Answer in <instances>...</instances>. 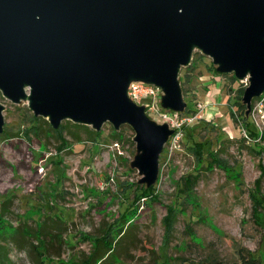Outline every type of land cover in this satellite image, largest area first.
<instances>
[{"label":"rangeland","instance_id":"374dc122","mask_svg":"<svg viewBox=\"0 0 264 264\" xmlns=\"http://www.w3.org/2000/svg\"><path fill=\"white\" fill-rule=\"evenodd\" d=\"M178 79L182 112L163 108L152 85L154 96L135 99L154 121L177 129L148 190L132 166L138 152L130 126L105 122L91 139L65 119L61 142L26 101L13 103L0 91V264H39L37 224L60 233L43 235L45 264H81L110 234L111 246L119 240V257L109 258L115 264H242L240 248L264 258V95L246 114L247 78L218 73L198 50ZM124 219L133 225L121 236L115 232Z\"/></svg>","mask_w":264,"mask_h":264},{"label":"water","instance_id":"95a60500","mask_svg":"<svg viewBox=\"0 0 264 264\" xmlns=\"http://www.w3.org/2000/svg\"><path fill=\"white\" fill-rule=\"evenodd\" d=\"M194 50L217 72L247 78V114L264 92V0H0L2 95L54 129L65 119L130 126L146 186L174 129L150 118L129 85L156 86L163 108L184 111L178 75Z\"/></svg>","mask_w":264,"mask_h":264},{"label":"trees","instance_id":"16d2710c","mask_svg":"<svg viewBox=\"0 0 264 264\" xmlns=\"http://www.w3.org/2000/svg\"><path fill=\"white\" fill-rule=\"evenodd\" d=\"M263 95H264V92H263V94L261 96L255 98V100H259ZM74 125L77 126V127H82L84 129H86L88 137L91 138V139H96V138H98L100 136V132L99 131L89 129L87 125L78 124V123H76ZM63 127H64L63 124H60L58 126V128H56V129L49 127V129L51 131L56 132V136L59 137L61 142H62L63 138L61 139L60 132L63 129ZM176 131L177 130L175 129L174 133H176ZM12 136H15V135H10V136H5V137L6 138H11ZM111 136L114 139H116V140H121V133L120 132L113 131V134ZM75 138L79 139V137L77 135L75 136ZM200 148L202 150V144L201 143H200ZM190 178H191V176H189L188 178L183 180V184L185 185V188L186 187L188 188V184H189V182H191ZM149 188H153V187L150 186V187L146 188V190H148ZM151 192H154V190L153 191L151 190ZM147 195H149V193H146L144 196H147ZM59 221L60 220H55L54 223L56 224ZM126 221H127V219H124L123 223L127 224V225H125L124 228H121V230H119L118 232H115V233H117L118 235L122 234L121 236L126 235L125 229L127 230L129 226L133 225V219L131 221H128V222H126ZM52 226H55V225H52ZM56 228H57V226H56ZM35 230H36V236L35 237L37 238L38 243H40V245H39L40 248L39 249L37 248L38 244H31V246L35 250L37 248V254L39 255L38 256V263L39 264H45L44 261H43V256H46V257L49 258L50 255H47V251L49 249V245H46V241L43 239V235L47 234V236H49L50 238L53 237V239H55V238H60V233H54V234L52 233V236H51L49 228H45L43 225H40V224L36 225V229ZM110 235H108L106 241L102 240L103 238L101 240H96V243L97 242L98 243L94 247V250H93L92 254L89 257H87L86 259L82 260L81 264H109V263L115 264L114 262H115L116 259L114 257L115 256L119 257V256H118V252L115 251L114 247H115L116 243L119 242V240H116V242L113 244V246H111V243H112L111 240H109V242L107 241L108 238L110 237ZM12 239H14V238H12ZM2 241L4 243L8 242V241H5V240H2ZM1 249H2V251H4V254H6L7 247L3 246V247H1ZM243 250H244L243 248L238 249V257H239L240 261L242 262V264H264V258L262 256H259L257 254H253L251 252H247L245 250L243 251ZM59 255H60L59 253L55 254V256L58 259H59ZM109 258H112V260L114 262H111V259H109Z\"/></svg>","mask_w":264,"mask_h":264},{"label":"built area","instance_id":"2783aa9c","mask_svg":"<svg viewBox=\"0 0 264 264\" xmlns=\"http://www.w3.org/2000/svg\"><path fill=\"white\" fill-rule=\"evenodd\" d=\"M145 85V86H144ZM142 86H144L145 88H143ZM153 86V85H152ZM151 85L142 83V82H132L129 85L128 88V95L135 101L136 97L138 96H142V95H151L154 96L155 95V91L152 89ZM156 87V86H155ZM159 90V88H156ZM136 102V101H135ZM137 103V102H136ZM198 107L201 108V105L198 104ZM189 120V119H188ZM167 123L170 125L171 128H173L172 122L167 120ZM174 131L176 128H173ZM177 130V129H176ZM175 133L173 132L172 135H174Z\"/></svg>","mask_w":264,"mask_h":264}]
</instances>
